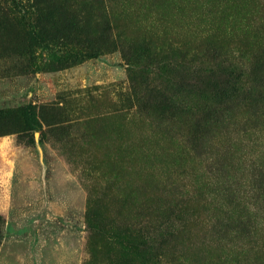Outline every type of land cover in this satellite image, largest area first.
I'll list each match as a JSON object with an SVG mask.
<instances>
[{
	"label": "rangeland",
	"instance_id": "1",
	"mask_svg": "<svg viewBox=\"0 0 264 264\" xmlns=\"http://www.w3.org/2000/svg\"><path fill=\"white\" fill-rule=\"evenodd\" d=\"M0 230V264H264V0H0Z\"/></svg>",
	"mask_w": 264,
	"mask_h": 264
},
{
	"label": "trees",
	"instance_id": "2",
	"mask_svg": "<svg viewBox=\"0 0 264 264\" xmlns=\"http://www.w3.org/2000/svg\"><path fill=\"white\" fill-rule=\"evenodd\" d=\"M32 123H33V120L30 121V124H32ZM1 240H2V232L0 230V246H1Z\"/></svg>",
	"mask_w": 264,
	"mask_h": 264
}]
</instances>
